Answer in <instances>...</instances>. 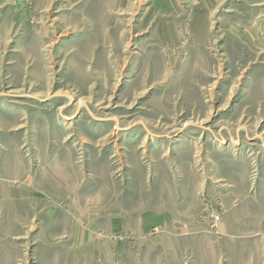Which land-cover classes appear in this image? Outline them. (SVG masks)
Instances as JSON below:
<instances>
[{
    "label": "rangeland",
    "instance_id": "1",
    "mask_svg": "<svg viewBox=\"0 0 264 264\" xmlns=\"http://www.w3.org/2000/svg\"><path fill=\"white\" fill-rule=\"evenodd\" d=\"M0 264H264V0H0Z\"/></svg>",
    "mask_w": 264,
    "mask_h": 264
},
{
    "label": "crops",
    "instance_id": "2",
    "mask_svg": "<svg viewBox=\"0 0 264 264\" xmlns=\"http://www.w3.org/2000/svg\"><path fill=\"white\" fill-rule=\"evenodd\" d=\"M147 219H150V222H148ZM145 220H146V222H148V224H151V223H153V222H151V221H153V220H154V221L157 220V217H155V216H153V215H148V217H146ZM82 234H84L85 236H88V235H86L85 233H82Z\"/></svg>",
    "mask_w": 264,
    "mask_h": 264
}]
</instances>
